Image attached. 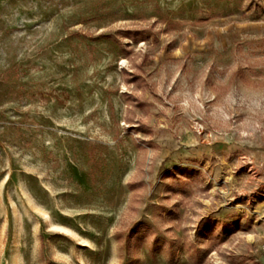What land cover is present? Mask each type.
<instances>
[{
	"label": "rangeland",
	"instance_id": "1",
	"mask_svg": "<svg viewBox=\"0 0 264 264\" xmlns=\"http://www.w3.org/2000/svg\"><path fill=\"white\" fill-rule=\"evenodd\" d=\"M264 0H0V264H264Z\"/></svg>",
	"mask_w": 264,
	"mask_h": 264
},
{
	"label": "built area",
	"instance_id": "2",
	"mask_svg": "<svg viewBox=\"0 0 264 264\" xmlns=\"http://www.w3.org/2000/svg\"><path fill=\"white\" fill-rule=\"evenodd\" d=\"M262 251L264 252V244H263V247H262Z\"/></svg>",
	"mask_w": 264,
	"mask_h": 264
}]
</instances>
